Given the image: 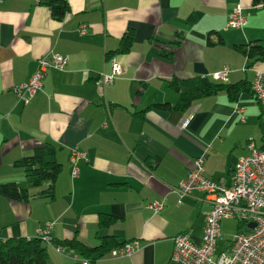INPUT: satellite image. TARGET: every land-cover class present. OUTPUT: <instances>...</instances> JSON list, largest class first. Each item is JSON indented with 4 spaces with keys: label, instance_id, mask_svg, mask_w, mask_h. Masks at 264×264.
Wrapping results in <instances>:
<instances>
[{
    "label": "crops",
    "instance_id": "1",
    "mask_svg": "<svg viewBox=\"0 0 264 264\" xmlns=\"http://www.w3.org/2000/svg\"><path fill=\"white\" fill-rule=\"evenodd\" d=\"M61 20L46 0H0V184L27 189V200L0 195V243L36 238V229L54 222L52 243L41 242L51 264H73L81 255L54 245L78 239L96 246L113 235L120 243L137 242L131 255L110 252L87 264H177L171 262L173 238L187 232L198 243L204 213L211 208L201 192L180 197L179 183L195 159L206 152L204 174L229 179L251 138L264 147L261 108L250 85L264 59L248 61L236 45L264 39V4L253 0H65ZM240 5L247 18L242 29L226 28L227 16ZM84 33H80L81 29ZM131 35L128 51H119ZM219 37L221 41H219ZM50 53L66 57L62 70L49 67L43 87L26 104L13 86L28 80L38 60ZM110 57L120 65L111 85L96 84L110 72ZM229 68V84L248 89L231 100L225 91L200 97L187 110L176 105L172 80L206 77ZM55 149L61 163L52 197L49 186H32L15 161L40 146ZM84 150L72 176L69 152ZM160 202L154 211L150 204ZM114 218L99 226L100 216ZM216 253L227 250L223 223Z\"/></svg>",
    "mask_w": 264,
    "mask_h": 264
},
{
    "label": "built area",
    "instance_id": "2",
    "mask_svg": "<svg viewBox=\"0 0 264 264\" xmlns=\"http://www.w3.org/2000/svg\"><path fill=\"white\" fill-rule=\"evenodd\" d=\"M247 18L240 5H236L228 13L226 28L242 29ZM84 33V29L80 30ZM110 72L99 73L96 84L111 85L120 73V65L114 57H110ZM67 62L66 57L50 53L38 60V67L25 82L13 86V92L23 104L43 87L46 70L53 67L62 70ZM229 68L223 67L212 74L213 80L226 82ZM250 85L261 108V120L264 122V73L255 71ZM248 153L240 157L229 174L224 178L212 181L204 174L206 152L199 155L187 177L176 188L180 197L192 192H201L209 200L211 208L204 213V225L198 243L192 241L187 232H181L173 238L171 262L177 264H264V148H257L250 138L246 143ZM87 160V153L76 147L69 152L72 176L79 174V162ZM154 211L162 208L160 202L150 204ZM235 219L247 225L246 231H239L231 240L227 250L216 253L217 241L221 235V221ZM253 223L254 227L248 226ZM54 222L47 221L36 229L37 238L46 244L52 243ZM137 242L125 243L113 248V257L131 255ZM65 247L55 244L54 249L62 253ZM80 264H87L81 260Z\"/></svg>",
    "mask_w": 264,
    "mask_h": 264
},
{
    "label": "trees",
    "instance_id": "3",
    "mask_svg": "<svg viewBox=\"0 0 264 264\" xmlns=\"http://www.w3.org/2000/svg\"><path fill=\"white\" fill-rule=\"evenodd\" d=\"M254 4L262 3L264 0H253ZM46 4L51 10L52 17L57 21L61 20L68 10V4L65 0H46ZM221 41V38L218 39ZM132 43L131 35H125L119 46V51H128ZM250 62L264 59V39L239 44L235 46ZM169 85L179 94L176 105L158 104L157 107L163 110L182 109L187 110L192 106L196 99L214 94L215 92L225 91L224 93L231 100H235L241 91L247 90L248 87L244 82L229 84L226 82L209 81L206 77H191L182 80H172ZM264 148V147H262ZM55 149L49 144L40 146L29 155L15 161V166L23 167L26 170L29 183L32 186H40L42 183H49V186L39 195L53 196L52 188L60 170L61 163L51 157L54 156ZM27 189L19 187L15 183L0 184V195L13 200H27L29 197ZM114 218L109 214H103L99 219L101 228L108 227ZM237 232L246 231L247 225L244 222L237 221ZM42 240L39 238L26 240L25 238L8 239L0 243V264H51L48 260L45 247L41 245ZM120 243L113 235H104L99 238L96 246H87L78 239L65 240L57 245L67 247L81 255V260H95L104 256L113 248L119 247ZM73 264H80L77 261Z\"/></svg>",
    "mask_w": 264,
    "mask_h": 264
},
{
    "label": "rangeland",
    "instance_id": "4",
    "mask_svg": "<svg viewBox=\"0 0 264 264\" xmlns=\"http://www.w3.org/2000/svg\"><path fill=\"white\" fill-rule=\"evenodd\" d=\"M237 221L235 219H228L225 223H223V236L224 239H231L237 233L236 229Z\"/></svg>",
    "mask_w": 264,
    "mask_h": 264
},
{
    "label": "water",
    "instance_id": "5",
    "mask_svg": "<svg viewBox=\"0 0 264 264\" xmlns=\"http://www.w3.org/2000/svg\"><path fill=\"white\" fill-rule=\"evenodd\" d=\"M248 226L251 227V228H253L254 227V224L253 223H249Z\"/></svg>",
    "mask_w": 264,
    "mask_h": 264
}]
</instances>
